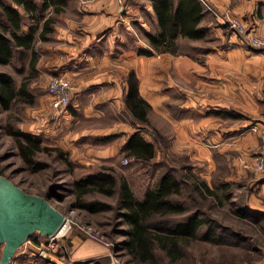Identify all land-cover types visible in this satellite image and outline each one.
Returning a JSON list of instances; mask_svg holds the SVG:
<instances>
[{
    "label": "crops",
    "instance_id": "obj_1",
    "mask_svg": "<svg viewBox=\"0 0 264 264\" xmlns=\"http://www.w3.org/2000/svg\"><path fill=\"white\" fill-rule=\"evenodd\" d=\"M209 1L264 36V0ZM60 3L59 12L47 10V16L54 17L53 33L47 41H36L34 70L66 75L74 84L64 116L68 145L64 147L73 161L90 168L119 158L128 135L140 129L146 132L131 120L125 104L132 77L137 81V96L149 103L148 119L151 122L154 111L161 124L174 130L171 147L195 161L194 170L200 168L210 180L216 155L231 161L229 156L239 151L242 161L234 159L230 164L247 173L243 165L247 151L261 147L264 129V48L228 36L205 11L201 40L212 43L177 39L179 53L149 55L144 53L151 49L147 35L159 30L150 0ZM41 42L45 45L39 53L36 44ZM261 192L264 195V184ZM251 208L253 218L264 220V204L256 200ZM61 243L69 255L67 262L55 264H108L111 249L103 243L81 234L67 235ZM35 250L31 243L22 244L10 264H49Z\"/></svg>",
    "mask_w": 264,
    "mask_h": 264
},
{
    "label": "rangeland",
    "instance_id": "obj_2",
    "mask_svg": "<svg viewBox=\"0 0 264 264\" xmlns=\"http://www.w3.org/2000/svg\"><path fill=\"white\" fill-rule=\"evenodd\" d=\"M222 29L228 36H236L238 41L249 45L247 41L227 28L223 27ZM199 43L206 45L212 42L204 39ZM43 44L45 45L42 42L36 44L39 53ZM31 55V51L17 50L9 64L0 65V70H5L13 75L17 90L22 83L26 84L25 90L28 94L22 97L18 96L14 105L8 110H4L0 106V174L12 180L28 193L40 195L50 191L48 196L50 203L69 220L65 236L81 234L85 238L94 239L110 247V255L112 254L113 258L109 255L108 264L113 259L119 261L120 264H133L129 262L119 243L124 239L123 231L126 229V225L122 223L116 213V196L86 195L85 198L88 200H101L112 206L106 211L91 213L74 205L73 182L87 173H94L102 167H109L118 177L125 176L131 189L141 198L144 191L155 186L158 176L166 164L167 166H176L179 176L186 173L187 175H196L218 192L215 199L207 200L202 206L204 210H208L205 215L213 217L215 221L210 225L206 223L200 233L211 229L213 238L192 240L186 250L187 258L183 264L264 263V220L253 218L252 214L255 213L251 211L256 200L260 204H264V195L261 192V185L264 184V167L261 170L256 168L257 159L260 157L264 159V145L261 140L264 129L259 136L261 147L257 150L247 151L243 162V165L247 167L245 169L247 173L244 174L240 169L230 164L234 159L242 161L241 152L234 151L237 154H232L234 158L229 156L231 161L223 154H217L216 170L208 180L201 175L200 168L196 167L194 170L195 161L191 160L187 154L174 152L175 149L171 147L174 130L166 124H161L159 116L152 111L150 127H147L145 135L148 139H152L153 131L156 130L158 134L160 133L162 140L161 148L152 163L137 164L128 159V162L124 163L125 157L121 146L119 158H109L106 162L91 164L88 168L86 165L73 161L70 152L65 150L64 145L68 146L65 144L67 139L64 135L66 130L64 128L66 125L64 124L65 115L56 123L48 120L49 105L46 85L48 79L54 74L48 70L43 73L32 69L29 65ZM10 125L39 134L44 145H49L54 149L55 147L62 148L68 153L72 166L58 158L56 150L39 152L36 157L40 163L38 167L27 166L21 161L15 141L7 132ZM189 182L188 180L184 181L182 191L185 198L188 199L189 205L192 206L188 192L191 191ZM224 182L229 184V188L225 191L220 187V184ZM225 194L230 196L227 197ZM116 228L119 229V233ZM93 264L96 262L94 261Z\"/></svg>",
    "mask_w": 264,
    "mask_h": 264
},
{
    "label": "trees",
    "instance_id": "obj_3",
    "mask_svg": "<svg viewBox=\"0 0 264 264\" xmlns=\"http://www.w3.org/2000/svg\"><path fill=\"white\" fill-rule=\"evenodd\" d=\"M60 1L41 0L37 3L35 0H0V65L9 64L17 50L31 51L29 65L34 69L38 58L35 51L36 41H47L53 33L54 17L47 16V10L52 8L53 13L59 12L62 8ZM150 1L159 30L147 35L151 49L144 51L145 54H177V39L186 42L204 38L205 32L200 23L205 10L199 0ZM25 85L22 83L17 90L13 75L0 70V106L8 110L18 96L28 95ZM125 104L131 120L146 129L150 127L149 103L137 96V81L132 77H129ZM7 132L15 141L21 161L27 166L38 167L40 163L36 160L37 154L51 150H56L58 158L72 166L66 151L44 145L39 134L12 125L8 127ZM153 132L151 140L142 129L128 135L121 148L124 157L137 164L152 163L162 143L160 133L156 130ZM162 170L155 186L144 191L141 198L131 189L125 176L118 177L109 167L87 173L73 182L74 205L91 213L103 212L112 206L101 200H88L86 195L116 196V213L126 225L123 231L124 239L119 243L125 256L133 264H183L187 258L186 250L192 240L213 238L211 229L200 233L206 223L210 225L215 221L213 217L205 215L208 210H204L202 206L207 200L215 199L218 192L196 175L186 173L179 176L176 166L164 164ZM185 180L190 181L191 191L188 192L192 206L182 191ZM220 187L225 191L229 184L224 182ZM49 194L50 191L40 195L49 200ZM116 231L120 232L118 228ZM45 238L36 232L29 239L38 241Z\"/></svg>",
    "mask_w": 264,
    "mask_h": 264
},
{
    "label": "water",
    "instance_id": "obj_4",
    "mask_svg": "<svg viewBox=\"0 0 264 264\" xmlns=\"http://www.w3.org/2000/svg\"><path fill=\"white\" fill-rule=\"evenodd\" d=\"M64 220L65 215L46 197L28 193L0 174V264H10L31 235L49 236Z\"/></svg>",
    "mask_w": 264,
    "mask_h": 264
},
{
    "label": "built area",
    "instance_id": "obj_5",
    "mask_svg": "<svg viewBox=\"0 0 264 264\" xmlns=\"http://www.w3.org/2000/svg\"><path fill=\"white\" fill-rule=\"evenodd\" d=\"M122 1V0H121ZM204 7V10L213 15L218 23L230 30L232 33L238 35L243 40L247 41L249 45L254 48L263 49L264 48V36L257 35L254 31L247 28L246 24L240 17L236 15H231L228 12L219 11L214 5L211 4L209 0H199ZM74 89V84L72 80L63 74H58L50 77L47 81L46 92L48 95V120L52 123L59 122L64 115H66L67 110L70 105L71 94ZM262 144L264 145V134L262 135ZM124 163L128 160L125 158ZM264 167V159L260 157L256 161V168L259 170ZM68 219L65 216V220L62 224L65 225V231L60 232L57 230L55 233L46 236L45 240L34 241L28 239L25 243H31L35 245V255L49 264H55L59 262L66 261L69 253L66 247L61 243V239L66 237V227L69 224ZM113 256L112 254L110 255ZM113 258V257H112ZM110 264H120L119 261L113 259ZM264 264V263H262Z\"/></svg>",
    "mask_w": 264,
    "mask_h": 264
},
{
    "label": "bare ground",
    "instance_id": "obj_6",
    "mask_svg": "<svg viewBox=\"0 0 264 264\" xmlns=\"http://www.w3.org/2000/svg\"><path fill=\"white\" fill-rule=\"evenodd\" d=\"M64 228H65V225L61 226V228L59 229V231L60 232H63Z\"/></svg>",
    "mask_w": 264,
    "mask_h": 264
}]
</instances>
